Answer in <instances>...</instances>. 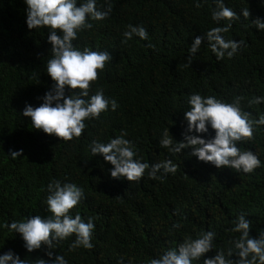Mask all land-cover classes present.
I'll use <instances>...</instances> for the list:
<instances>
[{
	"label": "trees",
	"instance_id": "16d2710c",
	"mask_svg": "<svg viewBox=\"0 0 264 264\" xmlns=\"http://www.w3.org/2000/svg\"><path fill=\"white\" fill-rule=\"evenodd\" d=\"M224 3L238 18L222 35L243 43L232 58L220 60L205 39L189 65L188 50L195 38L229 23L212 20L214 0L200 8L194 0H98V8L111 7L108 17L89 21L93 28L73 43L81 50L110 54L90 95L102 88L118 107H109L98 120L85 121L83 134L65 142L33 128L31 118L22 115L26 105L39 107L54 83L46 71L52 48L48 30L27 27L24 0H0V255L11 250L26 264L48 259L44 248L27 252L20 234L3 225L50 216L47 186L53 180L83 188L84 199L72 213L78 211L85 221L93 217L95 223L92 249L69 251L75 235L53 249L68 264H149L201 231L216 233V247L206 254L210 258L226 249L235 235L229 231L232 221L240 214L252 222L251 234L258 235L264 228V125L254 126L252 139L237 145L261 160L253 173L218 169L191 155L190 148L170 154L160 146L165 129L177 142L184 140V112L194 93L229 103L243 97L241 108L250 119L264 115V103L249 104L264 96V31L253 24L264 18V0ZM244 9L250 12L247 18ZM128 25L144 27L148 38L134 36L125 43ZM122 131L144 162L171 159L176 173L161 180L148 178L146 172L138 182L111 177L113 166L102 156L94 157L89 145L93 140L108 142ZM20 150V156L11 155Z\"/></svg>",
	"mask_w": 264,
	"mask_h": 264
},
{
	"label": "clouds",
	"instance_id": "9594fccd",
	"mask_svg": "<svg viewBox=\"0 0 264 264\" xmlns=\"http://www.w3.org/2000/svg\"><path fill=\"white\" fill-rule=\"evenodd\" d=\"M206 2L207 0H194V5L200 8ZM214 2L216 7L211 14L212 20L217 23L226 20L229 23L224 27H213L206 36L195 38L188 50L189 65L205 39L212 53L220 60L225 56L232 58L243 43L224 38L222 33H227L232 27L231 21L238 17L232 9L225 6L224 0ZM24 3L27 5V27L30 30H48V42L52 48L46 71L54 83L51 90L41 97L43 103L39 107L26 105L22 115L31 118L33 128L65 142L71 141L83 134L85 121L98 120L109 107L112 111L118 107L117 101L106 97L102 88L90 95L92 83L98 80L99 72H103L106 62L111 60L110 54L87 47L81 50L73 43L80 33L93 28L89 21L105 20L111 7L106 11L98 8V0H24ZM242 15L249 17V10H242ZM253 24L259 31H264V18L255 19ZM123 35L125 43L134 36L144 40L148 38V33L142 26L128 25V30ZM243 99L236 97L229 103L211 95H190L187 100L189 110L184 112L187 122L184 140L177 142L169 134V130L165 129L160 146L168 149L170 154H180L190 148L191 155L218 169L228 167L237 172L253 173L261 167V160L253 151H243L237 145L238 142L252 139L254 126L264 125V115L258 120L250 119L249 113L241 108ZM261 103H264V96L254 97L249 101V104ZM210 129L214 130V135H211ZM202 134H208L210 138L205 139ZM127 135V131H122L108 142L93 140L89 145L94 157L102 156L105 162L113 166L109 169L111 177L138 182L146 172L148 178L161 180L169 173H176L177 166L171 159L152 165L144 162L134 144L125 138ZM21 154L22 150L13 151L11 155L15 158ZM47 191L49 195L46 203L50 216L43 218L36 215L22 221L5 223L3 227L20 234L27 252L45 249L48 259H41L38 264H68L65 257L56 254L53 249L73 235L75 240L70 244L69 251L81 247L92 249L94 219L88 217L85 221L78 211L75 215L72 213L84 199L81 186L53 180L48 184ZM232 224L229 231L235 235L228 240L226 249L220 248L210 258L206 254L213 252L216 247V233L201 231L195 238L186 236L177 247L165 251L159 258L151 259L149 264H194L201 259L203 264H264V228L253 236L252 222L244 214L237 216ZM173 227L179 228L180 225L174 224ZM0 264H26V261L10 250L0 255Z\"/></svg>",
	"mask_w": 264,
	"mask_h": 264
}]
</instances>
